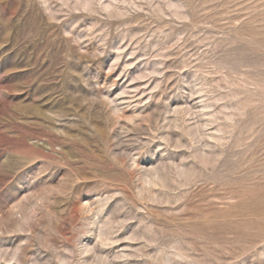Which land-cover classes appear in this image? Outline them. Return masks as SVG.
<instances>
[{
  "label": "rangeland",
  "instance_id": "rangeland-1",
  "mask_svg": "<svg viewBox=\"0 0 264 264\" xmlns=\"http://www.w3.org/2000/svg\"><path fill=\"white\" fill-rule=\"evenodd\" d=\"M0 264H264V0H0Z\"/></svg>",
  "mask_w": 264,
  "mask_h": 264
}]
</instances>
